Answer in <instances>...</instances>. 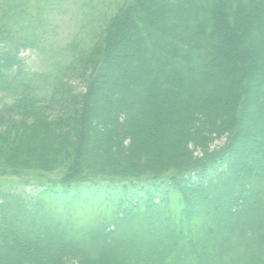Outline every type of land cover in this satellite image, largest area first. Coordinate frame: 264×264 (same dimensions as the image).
Returning <instances> with one entry per match:
<instances>
[{
  "label": "trees",
  "instance_id": "1",
  "mask_svg": "<svg viewBox=\"0 0 264 264\" xmlns=\"http://www.w3.org/2000/svg\"><path fill=\"white\" fill-rule=\"evenodd\" d=\"M104 9L41 73L0 18V264H264V0Z\"/></svg>",
  "mask_w": 264,
  "mask_h": 264
},
{
  "label": "rangeland",
  "instance_id": "2",
  "mask_svg": "<svg viewBox=\"0 0 264 264\" xmlns=\"http://www.w3.org/2000/svg\"><path fill=\"white\" fill-rule=\"evenodd\" d=\"M110 0H0V18L24 9L23 24H36L44 32L34 47L20 52L26 69L33 73L49 71L58 61L66 58L69 47L87 45L93 29L100 22ZM10 12V13H7ZM6 19V18H4ZM78 88V86H76ZM223 140L215 143L221 145ZM13 183L1 182L3 189Z\"/></svg>",
  "mask_w": 264,
  "mask_h": 264
}]
</instances>
